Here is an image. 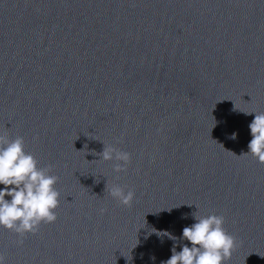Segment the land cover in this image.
Wrapping results in <instances>:
<instances>
[{"label": "water", "instance_id": "95a60500", "mask_svg": "<svg viewBox=\"0 0 264 264\" xmlns=\"http://www.w3.org/2000/svg\"><path fill=\"white\" fill-rule=\"evenodd\" d=\"M260 112L264 0H0V134L24 137L60 192L22 245L0 227V254L161 264L191 247L199 211L236 237L226 264H264V164L239 156ZM104 144L131 154L126 172L92 154ZM113 184L134 190L130 208Z\"/></svg>", "mask_w": 264, "mask_h": 264}, {"label": "clouds", "instance_id": "9594fccd", "mask_svg": "<svg viewBox=\"0 0 264 264\" xmlns=\"http://www.w3.org/2000/svg\"><path fill=\"white\" fill-rule=\"evenodd\" d=\"M249 128L252 136L248 144L249 151L239 156L251 155L264 164V112L255 113ZM229 138L235 140L237 134L233 133ZM25 148L24 137L16 135L13 139L6 132L0 134V185L4 186L0 190V227L20 237L17 241L20 245L27 234H37L41 224L54 223L57 219L56 209L60 206V192L55 187L59 177L51 174L53 166L40 167L35 155L26 152ZM92 154L100 155L103 161H116L113 164L116 173L126 172L131 162L130 153L112 145L104 144L101 153ZM106 190L121 206H132L135 197L133 189L125 191L121 185L113 184L110 188L106 186ZM6 196L11 199H5ZM99 212L104 214L106 209L101 208ZM187 215L183 218H187ZM191 215L196 223L184 227L181 237L190 242L191 247L185 244L181 251H177L174 245L170 259L161 264H226L237 245L236 237L224 228L225 217L200 215L199 211ZM157 235L168 236L174 241L177 239L168 232H158ZM0 264H6L2 254Z\"/></svg>", "mask_w": 264, "mask_h": 264}]
</instances>
